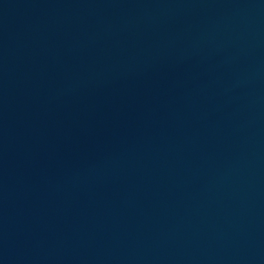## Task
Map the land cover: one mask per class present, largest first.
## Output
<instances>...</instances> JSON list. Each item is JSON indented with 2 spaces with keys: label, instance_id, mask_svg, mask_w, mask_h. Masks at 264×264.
I'll return each mask as SVG.
<instances>
[{
  "label": "water",
  "instance_id": "obj_1",
  "mask_svg": "<svg viewBox=\"0 0 264 264\" xmlns=\"http://www.w3.org/2000/svg\"><path fill=\"white\" fill-rule=\"evenodd\" d=\"M0 264H264V0H0Z\"/></svg>",
  "mask_w": 264,
  "mask_h": 264
}]
</instances>
